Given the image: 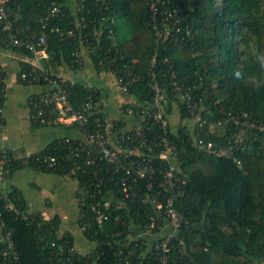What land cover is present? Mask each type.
<instances>
[{"label":"trees","instance_id":"trees-1","mask_svg":"<svg viewBox=\"0 0 264 264\" xmlns=\"http://www.w3.org/2000/svg\"><path fill=\"white\" fill-rule=\"evenodd\" d=\"M150 1L9 0L11 8L17 12L12 31L37 44L39 35L46 29V42L38 46L47 50L48 55L43 59L48 68L59 63L80 66L77 58L83 56V48L98 72L108 64L107 60L100 63L101 58H114L112 67L118 66L120 73L128 67L138 74L136 80L125 81L128 94L144 104H149L154 95L155 73L168 93L165 112L170 118L169 135L177 150V171L187 178L175 197V205L186 221L172 239L171 261L179 264H264V145L249 135L242 148H231L227 141L228 130L223 128L208 129L203 134L205 141L212 140L218 151L191 144L188 125L182 123V119L189 117L186 106L170 92L175 75L177 79L196 82L197 89L206 94V104L212 110L207 113L209 117L227 109H246L264 117V0H156L160 9L164 6L173 11V15L166 18L169 33L162 27H155L166 14L158 12L154 18ZM54 6L59 10L50 14ZM42 18H46V25ZM51 26L60 29L52 30ZM0 47L31 57L36 55L26 46L10 44L3 19H0ZM34 67L23 61L19 79L30 81V76L24 78L21 73H30ZM37 70L41 78L35 83L47 86L42 78L45 70L39 67ZM46 72L58 74L57 71ZM66 85L76 107L90 96L102 95L103 87L91 86L82 80L67 78ZM3 86L0 84V104L5 102ZM108 115V110L104 109L92 117L98 116L104 121ZM35 122L38 125L57 124ZM116 124L122 126L125 122L117 120ZM149 124L150 135L160 132L158 121ZM63 138L55 139L42 150L58 158L54 167L45 169L78 179V196H85L84 202L80 200L79 203V225L88 240L97 241L90 253L65 252V255H73L76 259L80 256L83 261L95 257L96 264H124L117 254L119 237L112 234L129 232L134 221L144 225L149 216V204L143 202V192H137L124 202L114 198L109 209L111 216L99 222L91 207L92 197L86 194L87 189L92 191L94 187L89 184L88 175L76 166L82 159L62 144ZM8 152L12 160L5 175L25 163L34 165L32 156L35 153L26 159L11 147ZM119 187L115 173L106 178L99 195H108L107 191L112 189L118 193ZM116 214H119L118 219H115ZM57 217L51 220L31 212L24 191L16 185L0 190V264H3L8 233L19 253V262L65 264V255L56 253L52 241L68 246L75 240L69 232L59 235L60 219ZM138 255L139 250L130 249V263L125 264H156L153 259L140 260ZM11 262L14 261L9 260Z\"/></svg>","mask_w":264,"mask_h":264},{"label":"built area","instance_id":"built-area-1","mask_svg":"<svg viewBox=\"0 0 264 264\" xmlns=\"http://www.w3.org/2000/svg\"><path fill=\"white\" fill-rule=\"evenodd\" d=\"M154 18L157 13L166 14L156 24V28H164L167 33L170 32L169 24L166 18L173 15V11L166 9L164 6L160 9L156 0L149 2ZM59 10L58 6L51 8L50 14H54ZM17 12L11 8L9 0H0V19L4 20L5 36L10 44L15 46H26L35 52L37 58L47 56L45 47L39 48L38 45L46 42V29L42 30L39 35L37 44L27 38H23L14 33L13 17ZM43 25H46V18H42ZM51 29H60L53 27ZM68 32L72 33V30ZM160 34V33H159ZM161 36V35H160ZM79 53V52H78ZM77 53V54H78ZM81 55V53H79ZM81 65L82 56L77 58ZM108 64L101 70L100 74L111 73L115 77V85L119 92L129 93L128 83L125 79L136 80L139 76L128 67L124 72L120 73L119 67H112L114 58H101L100 63ZM155 61V60H154ZM37 68L28 73L22 72V76L30 81H40L41 75L37 73ZM155 81L153 83L154 95L149 104L141 103L135 100L126 101L120 110L127 116H134L138 120L122 126L116 124L117 120H121L119 116L109 113L104 121L97 116L93 119V115L108 110L106 98L103 95L90 96L80 106L76 107L70 100V90L66 85L67 77L62 74L51 75L44 71L42 78L47 86L37 94L31 95L30 104L32 105V117L35 121L43 123H63L68 125L76 124L81 129L85 138L64 136L62 144L67 146L71 153L82 159L77 162V168L86 173L89 177V184L94 190L87 189L86 194L92 197L91 207L97 213L99 222L109 219L114 198L118 202H124L128 197L135 196L137 192H143L142 200L149 204V216L144 225L132 222L129 232H114L112 235L119 237L120 246L117 254L120 256L122 263H130L129 251L139 250V259H153L156 264H179L172 262L170 253L174 247L173 237L179 233L180 227L186 221L183 214L175 205V197L180 188L181 183H185L187 178L177 171L176 159L177 150L169 135L170 123L165 112L168 93L164 89L155 73H153ZM170 92L172 95L178 96L185 104L188 118L193 124L188 125L189 142L191 144L200 145L204 148L218 151L212 140L205 141L203 134L209 130L223 128L228 130L227 141L231 148H242L246 137L249 135L260 140L264 145V117L256 116L246 109L222 110L217 116L211 113V108L206 104L207 96L197 89L196 82L190 83L186 80L177 79L174 76ZM0 84L5 87V75L0 67ZM130 94V93H129ZM109 112V111H108ZM158 121L160 123V132L150 135L148 131L151 129L150 122ZM186 124V123H184ZM91 126V127H89ZM4 128V104H0V132ZM9 147L1 146L0 153V172L9 171L7 167L12 157L8 152ZM31 155H27V157ZM35 160L34 164L42 168H51L58 163V158L54 153H46L43 151L35 153L32 156ZM26 162H28L26 160ZM118 174L120 187L118 193L113 189L107 191L108 195H99L102 192L106 178L113 174ZM114 177H111L113 179ZM144 180V181H143ZM143 181V182H142ZM120 196L121 199L118 198ZM7 198V194L5 195ZM85 196L80 198L79 203L84 202ZM12 206L11 203H9ZM40 214V213H39ZM40 216H42L40 214ZM28 217L27 214L24 216ZM119 218V214L115 215V219ZM120 236H122L120 238ZM7 243L3 251V264H24L19 262V253L14 247L11 234L5 237ZM97 241L89 240L87 248H81L76 243L57 245L52 241V245L56 246V253L65 252L74 254H87L92 252L96 247ZM133 248H131V246ZM125 249H128L125 251ZM185 250V247H182ZM184 255V253H183ZM65 264H96V259L81 260L73 255H65ZM98 257V256H97ZM94 259V261H93ZM9 260L14 262L9 263ZM58 260L59 257H58ZM183 264V263H182Z\"/></svg>","mask_w":264,"mask_h":264},{"label":"crops","instance_id":"crops-1","mask_svg":"<svg viewBox=\"0 0 264 264\" xmlns=\"http://www.w3.org/2000/svg\"><path fill=\"white\" fill-rule=\"evenodd\" d=\"M82 55V62L78 67L59 63L56 67L48 68L44 56L31 57L7 47H0V63L5 75L4 128L1 133V146L11 147L17 150L19 155L27 156L42 151L55 139L67 135L85 138L84 132L74 125L36 124L32 117L30 98L31 95L42 91L45 85L19 79L18 73L23 61L30 62L36 68L45 71H57L58 74L71 80H82L88 85L103 87L102 95L106 98L109 113L119 116L122 121L128 123L136 120V117L127 116L119 108L133 97L117 90L113 74H100L84 48ZM109 74L112 80L104 78V75ZM177 123L173 122V124ZM182 123L193 124L191 119H182ZM14 185L24 191L31 212L40 213L44 218L51 220L59 216L57 217L60 219L57 229L59 235L69 232L77 246L87 248L89 240L85 237L78 219L80 210L78 179L69 174H61L35 164L25 163L9 175L0 172V190L10 189Z\"/></svg>","mask_w":264,"mask_h":264},{"label":"rangeland","instance_id":"rangeland-1","mask_svg":"<svg viewBox=\"0 0 264 264\" xmlns=\"http://www.w3.org/2000/svg\"><path fill=\"white\" fill-rule=\"evenodd\" d=\"M104 78L107 79V80H112V78L110 77V74L109 75H104Z\"/></svg>","mask_w":264,"mask_h":264},{"label":"clouds","instance_id":"clouds-1","mask_svg":"<svg viewBox=\"0 0 264 264\" xmlns=\"http://www.w3.org/2000/svg\"><path fill=\"white\" fill-rule=\"evenodd\" d=\"M236 75H237V77H239V73H237Z\"/></svg>","mask_w":264,"mask_h":264}]
</instances>
